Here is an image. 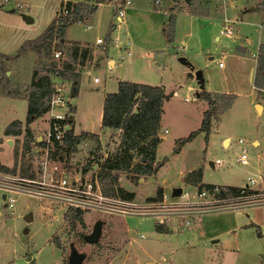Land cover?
Segmentation results:
<instances>
[{
  "label": "rangeland",
  "instance_id": "rangeland-1",
  "mask_svg": "<svg viewBox=\"0 0 264 264\" xmlns=\"http://www.w3.org/2000/svg\"><path fill=\"white\" fill-rule=\"evenodd\" d=\"M171 1L176 2L173 7H178V11L171 10L174 23L170 42L164 40L161 32L167 16L157 29L151 28L145 19L138 21L139 18L133 13L129 18L127 12L125 15L134 46L132 56L124 60L123 75L133 82L164 85L165 92L171 94L161 106L157 127L161 138L157 137L153 158H144V162L157 164L156 171L149 175L135 174L130 168L111 172L115 175V190L121 188L132 197L124 199L117 194L109 198L131 209L149 204L159 210L180 208L178 202L171 200L177 195L174 189L182 188V191L192 194L197 190L183 180L184 174L190 171H200L203 183L215 185L240 186L248 175L264 176V104L263 109L261 107L264 93L255 95L254 106L247 66L251 63L249 59H254L250 51L255 49L258 42H264V23L255 16L254 11H246L249 5H256L260 0ZM102 2L109 3L115 10V20L117 1ZM150 2L154 6L159 5L156 0ZM57 3L60 1L0 0V52L9 55L4 59L0 54V133L13 119L21 120V127L22 123L25 127L26 95L33 69L39 70L46 65L61 68L65 62L75 69L78 67L76 63L83 59L84 65L99 68L102 49L94 52L88 50L82 58L77 53L73 59L70 48L77 46L80 49L83 46L63 42L59 45L56 38L51 43L48 56L34 55L32 51L25 50L14 57L22 41L34 38L49 23L53 12L58 9ZM160 6L165 8L166 0H160ZM105 11L112 18L110 8ZM26 16L31 17L30 23L26 22ZM237 17L240 18L239 23L236 22ZM222 21L221 30L230 29L242 44L234 46L233 52L245 59L227 52L228 40L223 37L214 40L213 36L218 34ZM256 23H261L260 28ZM81 28L80 25L75 26L74 32L81 33ZM93 35L92 31L85 34L89 39H93ZM115 40L119 41L118 38ZM116 41L114 46L120 53H125L127 46L121 45V42L117 45ZM55 50L61 51V57L57 60L52 55ZM26 51L31 54L24 55ZM224 52L227 54L222 58L223 66L218 67L217 61ZM179 57H183L185 62L180 63ZM195 71H200L202 89L208 91L215 102V115L210 120L206 140L203 133H197L174 153L172 149L174 145L178 146L177 141L198 129L202 113L207 107L196 96L201 90L199 81L187 76ZM93 76L98 79L97 83L93 82ZM108 76L105 67L102 71L93 69L91 74L80 76L79 107L82 113H87V117L82 119L83 128L96 129L99 87ZM49 78L53 83H60L61 93L65 99H70V102H66V108L72 119L71 82L52 75ZM108 89L116 90L113 86ZM230 94L234 97L229 107L224 109ZM48 117V113H43L34 118L31 127L45 134ZM79 128L76 126L74 130ZM119 135V130H112L100 132L96 139L82 136L72 152L65 154L64 151H58V155L67 161L71 159L79 162L78 169L93 163L96 170L103 159L121 152ZM23 136L24 131L10 138L11 150L5 146L0 148V164L1 161H11L10 168L14 165L15 173L20 171L22 175H35L34 163L39 156L38 148H25ZM224 138H228V141L223 144ZM237 138L244 139V144H237ZM148 139L142 143L145 144ZM241 148L245 149L248 157L245 166L234 161ZM130 153L131 164L139 162L136 151ZM215 159L222 162L210 166L209 162L213 163ZM158 189L161 195L166 194L171 201H158ZM14 196L13 213L8 214L9 210L4 208L7 223L3 232H0V250L5 242L17 253L7 264H66L70 242L78 251L86 253L83 264H264V203L240 209L239 213L222 210L188 217L174 215L164 218L161 224L166 232H156L154 226L157 222L153 217L88 209L80 213L81 221H72L71 213L65 212L63 207L52 200L28 194ZM190 198V201H194V194ZM184 220L189 223L184 225ZM98 221L101 222L99 237L94 243H87L83 236L91 233Z\"/></svg>",
  "mask_w": 264,
  "mask_h": 264
},
{
  "label": "trees",
  "instance_id": "trees-1",
  "mask_svg": "<svg viewBox=\"0 0 264 264\" xmlns=\"http://www.w3.org/2000/svg\"><path fill=\"white\" fill-rule=\"evenodd\" d=\"M99 3L103 0H94ZM64 6L68 10V14L64 17H54L47 26L32 39L24 40L16 51L14 57L19 56L25 50H30L37 55L43 54L48 56L51 51V43L54 38L58 40V44L61 45V39L64 36V29L67 25L82 20L86 14L91 13L95 9V5H89L86 2L65 3ZM255 10L264 11V0H260L254 5ZM172 10V9H171ZM173 23L174 15L169 13L166 20L163 22L161 32L166 42H170L173 38ZM85 48H78L77 46L70 48V56L74 59L75 55L84 57L86 55ZM7 59V56H2ZM255 68L252 78V85L256 94H259L261 90H264V43H260L257 46L255 53ZM74 68L66 62L63 63L61 68L55 66H42L39 70L33 69L32 77L28 84V90L26 95V117L23 136V146L28 147V142L32 140L30 131L26 125L34 118L39 117L48 110L46 102L49 100L53 89L54 83L50 81L49 76H56L63 80L71 82L70 93L74 97L77 94L79 75L73 71ZM5 71L3 75L5 76ZM40 72V73H38ZM117 88L115 92L106 93L102 100L101 107V119L100 125L102 127L109 128L111 130H119V146L121 152L114 157H106L99 164L97 171V178L101 185V191L105 196L113 197L117 194L121 195L124 199H131L130 193L124 192L123 189L118 188L115 190L113 182L115 175L112 171H121L131 169L138 175H149L156 171L157 164L152 165L149 161L144 162V158H153L155 145L157 142V127L159 122V116L161 112V105L163 101H166L171 96L170 93L166 94L162 88L157 85H150L146 83L130 82V81H117ZM196 96L203 100L207 107L202 113V119L200 125L196 131L190 132L187 136L179 139L177 145H174L172 151L177 153L178 147L191 140L197 133L204 134V140L209 132V124L211 118L215 115L214 105L215 102L210 96L208 91L201 88L196 93ZM233 95L227 96V105L224 109L228 108ZM223 109V110H224ZM70 111L74 112V107L70 106ZM71 118L67 122H71ZM72 123V122H71ZM4 135L18 136L21 134V125L19 121H11L5 127L3 131ZM86 136L89 139H96V134L88 132H80L78 135H73L72 130L65 131L63 138L64 147L61 148V152L65 154L72 152L75 149V145L78 140ZM149 138L145 144L142 142L144 139ZM38 142L37 144H40ZM136 151L139 162L131 164V151ZM15 155V154H14ZM143 158V160H141ZM14 165L11 168H7L0 164V172L14 173ZM19 171V175L33 177V174L22 175ZM200 171L187 172L183 180L184 182L195 185L199 190L201 187H212L214 184H206L200 182ZM225 188L229 193H235L238 186H221ZM158 200L161 197L160 190L157 192ZM71 213V220H80L79 211H68ZM156 232H166L165 228L161 224L154 226ZM67 264V262H66Z\"/></svg>",
  "mask_w": 264,
  "mask_h": 264
},
{
  "label": "built area",
  "instance_id": "built-area-1",
  "mask_svg": "<svg viewBox=\"0 0 264 264\" xmlns=\"http://www.w3.org/2000/svg\"><path fill=\"white\" fill-rule=\"evenodd\" d=\"M117 25L122 23L123 9L129 3V0H115ZM157 2V0H156ZM68 10L63 5L56 17H64ZM221 33L230 34L228 28L220 30ZM116 40L113 39V42ZM96 44H102V38L95 39ZM120 43L119 41L117 42ZM54 60L61 57V51L52 52ZM220 67L222 63L217 62ZM93 82H98L96 77ZM60 83H54L53 92L46 102L48 106V121L45 136L37 152L39 156L34 163L33 177L21 176L18 174L10 175L9 173L0 172V190L3 192L2 201L5 209H11L14 204L15 196L18 194H28L56 202L64 210L82 212L88 209L101 210L120 215H135L140 217H153L158 224L164 222V218L174 215L188 217L205 211L228 210L235 211L244 209L249 206L264 203V176L248 175L244 184L240 185L235 193H229L225 188L213 185L212 187H201L196 190L194 197L196 201L185 200L179 203L180 208L155 209L153 204L128 208L123 203H118L101 191V185L97 178V170L93 163L82 165L78 169L79 162L66 160L58 155V151L64 147L65 131L71 130L69 120V109L66 108L65 99L61 93ZM244 139L237 138L236 143L244 144ZM234 161L240 165L248 164L247 153L244 148L240 149L239 154ZM220 159H215L213 164H220ZM182 194L181 196H183ZM174 211V212H172ZM187 225L188 220L183 221ZM261 234L263 232L261 231ZM142 237L141 234L138 235Z\"/></svg>",
  "mask_w": 264,
  "mask_h": 264
},
{
  "label": "crops",
  "instance_id": "crops-1",
  "mask_svg": "<svg viewBox=\"0 0 264 264\" xmlns=\"http://www.w3.org/2000/svg\"><path fill=\"white\" fill-rule=\"evenodd\" d=\"M4 1H8V0H4ZM58 1H60V3H59L60 5L57 3L58 4L57 5L58 9L53 12L54 13L53 17H52V15L50 16V18L52 17L50 19V21L58 14V11L61 8L62 4L64 5L67 2H69V3L86 2V3L90 4V5H92V4L95 5V9L88 16H84L82 18V20L77 21V22L72 23V24H69V25H67L65 27L64 36L61 39V42L65 43V44L81 45V46H83L81 48H85L87 52H88V50H91V49H92L93 52L102 49V56L103 57L100 60L101 63L99 65V68H98V66L96 68H94L92 65H90V66L84 65V62H82V61H84V59H83L81 61H78L76 63V65L78 67L73 69V71L79 75V83L78 84H80V82H81L80 76L82 74H85V75L91 74L93 69H99V71H102V68L105 67L106 72L109 75L108 79L105 80L103 82V85L99 87V93L100 94L98 93V97H99L98 123L96 125V129H86V128H83L84 127L83 125L81 126V123H83L82 119L83 118L85 119V117H87V113L86 114L82 113L83 111L79 107V100H80L79 99V95H80L79 86H78V90H77L76 96H74L71 99V104L74 107V112L72 113V119H71L72 120L71 124H73V129H72L73 133L72 134L76 135V134H78V132L79 133L80 132H88V133L96 134V137H97V134H99L100 132L112 131L111 129L106 128V127H102L100 125L101 107H102L103 97H104V95L106 93H112V92L116 91V90L109 91L108 88L110 86H113V88L115 87V89H116L117 88V86H116L117 81H130V82H133L132 80L126 78V76H124L123 73H122V71H123V69L125 67V65L123 64L124 60L126 61L129 57L132 56V54H133L132 53V47L134 46L131 43V33L129 32L128 22L125 20L126 12H127V16H128L127 18H129V15H131L133 13V14H135L137 16V19L139 18L138 21H143L142 19H145L148 22L147 24L149 26H151V28L157 27V29H158V28H160L162 21L165 20L167 14L169 12L172 13L171 9H174L173 11H178V7H173L174 5H176V2H172L171 0H166L165 8L160 6V0H157L159 5H156V6L152 5L150 0H129V3L127 5H125V7L123 9L122 24L116 26L115 23H117V18L115 16V20H114V13H113V11L115 12V10H113L111 5L109 3H107V2H99V3H97L94 0H57V2ZM143 2L146 3V4L143 5ZM224 2H225V0H224ZM106 8H110V10H111V12L113 14L112 18H111V16L108 13L106 14V11H105ZM246 11H254L255 12V16L259 17L260 20L264 23V11H261V10L255 11L254 5H249V7H247ZM223 19H226V18L224 17ZM138 21H136V22H138ZM226 21L227 20H225V22ZM239 21H240V18L237 17L236 22L239 23ZM77 25L82 26V28L79 29V31H81V33L77 32V34H80L81 36L77 35L74 32V30H75L74 28ZM260 25H261V23H256V26L258 28H260ZM222 28H223V21L221 22V26L218 29V34L213 36L214 40H219V37H223L225 40H228L229 43L226 45L227 46V50H228L227 52L231 53L232 56H236V57L245 59L246 57L240 56V55L235 54L233 52L234 46H238L240 44V42L238 41V36L235 35V33H233V31L231 32V34L221 33L220 30ZM118 29H122V31H119ZM91 31L94 34L93 35V39H89L88 37L85 36V34L87 32H91ZM97 38H102L103 44H96L95 43V39H97ZM115 38L119 39V42H121V45H126L127 46V50H126L125 53L124 52L120 53L119 50H117V47L114 46L113 39H115ZM246 42L249 43L248 40H246ZM260 43H264V42H258L256 47H255V49L253 51H250L248 49L251 52V55L253 57H255L257 46ZM240 46H242V44H240ZM243 46H245V45H243ZM148 50H152V49L149 48ZM87 52H86V54H87ZM29 53L31 54V52H29V51L27 52L26 51L23 54L25 55V54H29ZM108 53H109L110 56H108ZM0 54L1 55H5V56H9V55H6V54H4L2 52H0ZM33 54L35 55L34 52H33ZM226 54H227L226 52L222 53L221 56L219 57L218 61H220L222 63V58ZM118 55H119V57H118ZM3 61L7 62L4 59H3ZM249 61L251 63H248V65H247L248 66V80L250 81L251 87H252V90H253L252 91V96H254V98L252 99V103L255 106L256 105V103H255L256 92H255L254 87L252 85V78H253V73H254V68H255V59L250 58ZM82 63H83V65H82ZM249 65H250V67H249ZM222 66H223V64L220 67H222ZM93 78H94V76H93ZM95 83H97V82H95ZM139 83H142V82L140 81ZM157 86H160L162 88L163 92L166 93L165 89L163 87L164 85H157ZM202 87H203V84H202ZM260 92L264 93V90H261ZM166 94H168V93H166ZM166 101H168V100H166ZM164 102L165 101L162 102V105H163ZM263 104L264 103L261 104L262 109H263ZM84 112H86V111H84ZM81 114H82V117L80 116ZM13 120H17V119H13ZM159 120H160V116H159ZM18 121L22 122L21 120H18ZM32 121L29 122L26 125L27 128L30 131V135H31V138H32V140L30 142H28V147H30L29 148L30 150L32 148H35V147L39 148L42 144H37V143L38 142L42 143L43 137L45 136V134H42L39 131H37L36 128L33 129L31 127ZM76 126L80 127L79 130H77V131L74 130V127H76ZM158 126H159V124H158ZM5 127H6V125L4 126L2 132L0 133V148L5 146V147H8L10 149L9 145L12 143V139H10V138L16 137V136L4 135L3 131H4ZM21 128H22L21 132L23 133V131H24L23 130L24 129L23 123H22V127ZM103 129H105V130H103ZM115 131L117 132L118 130H115ZM157 135H158L159 138H161V136L158 133V130H157ZM8 141H10V142H8ZM0 152H2L1 149H0ZM10 163H11V161L9 163L1 161V164L3 166L7 167V168H10ZM209 165L212 166V163L209 162ZM9 174L10 175H13V174H18L19 175V173H15V172L13 174H11V173H9ZM200 182L203 183L201 180H200ZM206 184H208V183H206ZM187 185H191V184L187 183ZM191 186H194L196 188L195 185H191ZM218 186H234V185H218ZM2 193L3 192L0 190V232H3L2 229H4L6 227V223H7V221H6L5 217H4V214L6 212H4L5 209H4V204H3V201H2L3 196H1ZM182 194H184V195L181 196ZM193 194L188 192V191H186V190L182 191V188H180V193L175 195L174 199H171V200H173L172 202L181 203V202H184L185 200H189V198ZM161 199L163 200V202L171 201V200L167 199V195L166 194L161 195V197H160V199L158 201H161ZM190 200H191V198H190ZM195 201H196V198H195ZM13 207L14 206H12L11 209H9V213L8 214L11 215L13 213ZM220 211H222V210H220ZM207 212H210V211H205V212H202V213H207ZM235 213H239V210H235ZM197 214L199 215L201 213H197ZM212 242H215V240H213ZM16 255H17L16 250L12 246H10L8 243L6 244L5 242H3V245L1 246V250H0V262H3L2 264H7L8 260L11 257L16 256ZM164 257H166V255H164Z\"/></svg>",
  "mask_w": 264,
  "mask_h": 264
},
{
  "label": "water",
  "instance_id": "water-1",
  "mask_svg": "<svg viewBox=\"0 0 264 264\" xmlns=\"http://www.w3.org/2000/svg\"><path fill=\"white\" fill-rule=\"evenodd\" d=\"M184 1H187V0H184ZM25 20H26V22H29V23L32 21L31 17H28V16L25 17ZM178 61L180 63H184L185 59L183 57H179ZM187 76L190 78L195 77L200 83V88H202V78H201L200 71H195L193 74L189 73V74H187ZM226 140H227V138H225L222 141L223 144L225 143ZM8 142H10V141H8ZM141 160H143V158H141ZM174 193H176V194L180 193V188H175ZM26 220L28 221L29 217L26 218ZM100 223H101L100 221L96 222L93 226L91 233L83 236L84 241H86L87 243H94L95 241H97V239L99 237V233H100ZM85 257H86V253L84 251H78L72 242L69 243L68 253L66 256L67 264H83Z\"/></svg>",
  "mask_w": 264,
  "mask_h": 264
},
{
  "label": "bare ground",
  "instance_id": "bare-ground-1",
  "mask_svg": "<svg viewBox=\"0 0 264 264\" xmlns=\"http://www.w3.org/2000/svg\"><path fill=\"white\" fill-rule=\"evenodd\" d=\"M226 141H228V139H227ZM226 141H225V142H226ZM229 141H230V140H229Z\"/></svg>",
  "mask_w": 264,
  "mask_h": 264
}]
</instances>
